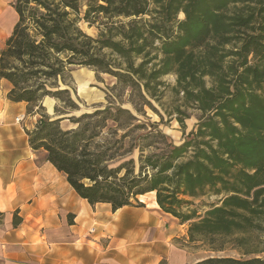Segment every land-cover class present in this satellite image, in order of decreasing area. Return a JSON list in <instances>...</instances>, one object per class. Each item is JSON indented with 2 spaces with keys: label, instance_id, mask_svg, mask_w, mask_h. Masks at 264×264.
<instances>
[{
  "label": "trees",
  "instance_id": "16d2710c",
  "mask_svg": "<svg viewBox=\"0 0 264 264\" xmlns=\"http://www.w3.org/2000/svg\"><path fill=\"white\" fill-rule=\"evenodd\" d=\"M11 6L17 19L0 50V79L12 86L10 101L40 115L24 130L30 149L43 152L80 198L115 212L143 206L138 197L153 192L160 210L187 226L185 244L218 252L231 242L244 254L262 251L251 239L264 233V0H13ZM81 21L100 27L96 38ZM74 65L111 75L141 106L158 103L182 130L196 112L194 129L176 145L120 106L48 116L46 97L63 103L62 111L54 108L57 117L77 108L65 83ZM168 75L175 77L171 86L163 81ZM65 119L74 127L64 129ZM203 197L217 202L201 204L200 213L194 202ZM3 218L0 212V225ZM21 222L14 211L12 226ZM194 264L264 260L209 257Z\"/></svg>",
  "mask_w": 264,
  "mask_h": 264
},
{
  "label": "crops",
  "instance_id": "0c3cea01",
  "mask_svg": "<svg viewBox=\"0 0 264 264\" xmlns=\"http://www.w3.org/2000/svg\"><path fill=\"white\" fill-rule=\"evenodd\" d=\"M10 88L0 79V264L188 263L174 243L186 226L160 210L154 193L145 194V207L113 212L109 204L91 206L80 198L49 162L37 164L30 156L38 152L30 149L25 131L10 124L26 115L25 102L7 98ZM45 100L54 105L52 98ZM14 211L22 219L15 228Z\"/></svg>",
  "mask_w": 264,
  "mask_h": 264
},
{
  "label": "rangeland",
  "instance_id": "374dc122",
  "mask_svg": "<svg viewBox=\"0 0 264 264\" xmlns=\"http://www.w3.org/2000/svg\"><path fill=\"white\" fill-rule=\"evenodd\" d=\"M12 3L13 0H0V50L3 49L6 39L10 35L12 28L16 23L17 18L11 6ZM182 17V15H179V19H182ZM144 18L147 19L148 16H145ZM120 20H122L123 22L127 21V19L122 18ZM79 26L84 31V33L93 38H96L100 31V27L96 24L89 27L87 23L81 21ZM102 53L106 54L107 51L104 50L102 51ZM68 75L70 77V80L65 79V83L69 85L68 88L70 90V97L76 104L77 108L67 109L66 111H64L66 115L57 117L55 116L54 108L57 106L59 110L62 111L63 103L53 99L54 105H51L49 101L45 100L44 103H42V106L45 109V113L54 119L65 118L69 116L79 117L81 114H90L95 110H102L106 107L114 108L116 106H120L123 109L129 110L130 113L135 116L139 122L146 124L148 130L151 129V125L156 124L158 128L162 130V132L169 138V140L176 145L180 144L183 141L184 137L194 129L197 123V113L190 112V117L184 120L185 130H182L177 121L174 118L168 117L165 114L164 109H162V107H160L158 103L151 101L152 107L147 105L141 106L134 98L131 97L130 89L117 86L116 79L109 74L96 72L94 69L89 67L74 65L68 67ZM163 81L171 86L175 83V77L172 75H168L163 78ZM65 83H63L60 79H57V88L65 89ZM163 101H166L165 107L168 110V105L170 102V98L168 97V95ZM1 105L2 104H0V114L2 113L1 111H3ZM35 114H37L36 108L32 115L29 116L26 114L22 116H15L11 120V123H9L12 126L15 125L19 127L21 132L25 129L31 130L40 118L39 114H37V116H35ZM3 124L4 121L2 118H0V127H2ZM61 126L64 129H70L74 127V125L66 119L61 121ZM121 133L122 131L120 130L119 134ZM136 156L137 151H134L133 157L136 158ZM30 157L33 158L37 164H44L45 162V155L43 152H38ZM149 196L150 195H145V197L141 198V200L144 202H141V204L144 207L150 204ZM216 202V197H203L199 200H196L194 203L196 208H198L199 212L201 213L203 211V208H201L200 206L201 204ZM132 207L140 206L134 204V206ZM184 231L185 236L174 240V243L178 248L186 252L188 261L187 264H194L209 257H230L240 260L257 257L261 260H264V233L254 234L251 239L253 246L257 248V250L262 251L257 253L244 254L242 249L233 247V244L231 242H227L224 250L218 252L208 251L207 246L200 243L185 244L183 241L187 236V226L185 227ZM160 264H167V261L163 259Z\"/></svg>",
  "mask_w": 264,
  "mask_h": 264
},
{
  "label": "bare ground",
  "instance_id": "6f19581e",
  "mask_svg": "<svg viewBox=\"0 0 264 264\" xmlns=\"http://www.w3.org/2000/svg\"><path fill=\"white\" fill-rule=\"evenodd\" d=\"M142 196H139V199L141 200ZM157 206V205H156Z\"/></svg>",
  "mask_w": 264,
  "mask_h": 264
},
{
  "label": "built area",
  "instance_id": "2783aa9c",
  "mask_svg": "<svg viewBox=\"0 0 264 264\" xmlns=\"http://www.w3.org/2000/svg\"><path fill=\"white\" fill-rule=\"evenodd\" d=\"M89 233H93V230H90V232Z\"/></svg>",
  "mask_w": 264,
  "mask_h": 264
}]
</instances>
